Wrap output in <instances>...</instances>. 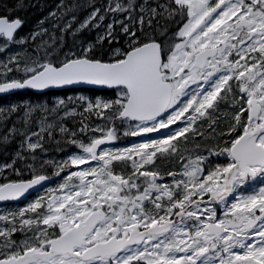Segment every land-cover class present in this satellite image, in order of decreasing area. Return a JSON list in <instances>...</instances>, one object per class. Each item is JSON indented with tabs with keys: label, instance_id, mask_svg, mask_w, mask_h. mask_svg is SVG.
<instances>
[{
	"label": "snow or ice",
	"instance_id": "obj_1",
	"mask_svg": "<svg viewBox=\"0 0 264 264\" xmlns=\"http://www.w3.org/2000/svg\"><path fill=\"white\" fill-rule=\"evenodd\" d=\"M24 7L0 8V93L108 95L0 108V202L60 178L0 210V264H264V0H60L19 35Z\"/></svg>",
	"mask_w": 264,
	"mask_h": 264
},
{
	"label": "trees",
	"instance_id": "obj_2",
	"mask_svg": "<svg viewBox=\"0 0 264 264\" xmlns=\"http://www.w3.org/2000/svg\"><path fill=\"white\" fill-rule=\"evenodd\" d=\"M59 2H60V0H24L25 7L23 10H21L19 12V15L25 20V24H24L19 35H22L25 32L29 33L30 31L34 30L36 28V26L38 27V22L40 20L44 19L47 16L48 12L52 11L55 8V5L58 4ZM11 3H13V0H0V8H2V6L5 4H11ZM33 19L34 20L37 19L38 21L34 22ZM43 27L48 28L49 32L51 33L52 29H51L49 22L46 21L44 23ZM24 35H26V34H24ZM56 36H57V43H59L60 42L59 41V36H60L59 32L56 33ZM85 38L94 39L95 36H93V33H91L90 36L88 34H85ZM70 45H71V39L68 37H65V44H64L65 50H67V48ZM11 46L13 47V53L22 51V49L17 45H11ZM29 51H31V47H29ZM61 54H63V53H61ZM83 94L85 96L93 97L94 95H100V94H104V93H101V92H98L95 90H86V91H83ZM54 96H60V97L65 98L66 93H62V94L52 93L46 97H44V96L39 97V96L33 95L30 92L24 91V92L17 93V94H15L9 98H11L12 101H14V102L20 101L22 103L23 101H31L32 103H40V102H44V101L51 102V100L54 98ZM4 99L5 98L0 99V105L6 103V101ZM37 118H38V114L33 118V120H35ZM15 119H16V117L13 116L11 118V120H9L8 122L12 124V121ZM79 119H80V117L77 116L76 120H79ZM68 123L70 125L72 123V121L69 120ZM33 124H35V123H33ZM34 127H35V125H34ZM219 131H220V128H218L217 132H219ZM49 152L50 153H58V152H55L53 149H50ZM256 186H258V184Z\"/></svg>",
	"mask_w": 264,
	"mask_h": 264
},
{
	"label": "rangeland",
	"instance_id": "obj_3",
	"mask_svg": "<svg viewBox=\"0 0 264 264\" xmlns=\"http://www.w3.org/2000/svg\"><path fill=\"white\" fill-rule=\"evenodd\" d=\"M41 17V16H40ZM39 17V18H40ZM38 19V18H37ZM34 20V22H37L38 20ZM13 53V47L12 46H10L6 51H4V52H0V59H4L6 56H8V55H10V54H12ZM20 102V101H19ZM21 103V102H20ZM224 113L223 112H221L220 113V115L222 116ZM34 125L35 124H33V128H34ZM205 129H206V131H207V133H208V135L209 136H211V129H208V127H207V125H205ZM218 130V128L216 129V131ZM16 142H17V138H15V140L12 142L13 144H16ZM125 146H126V144H125ZM16 148V145L14 146V145H10L9 146V151H11V152H13L14 151V149ZM61 156H62V153H48V157L49 158H56V159H60L61 158ZM177 163H179V158L177 157V161H176ZM18 167H22V165H20L19 163H18V165H17ZM158 167H161V168H170L171 167V162L170 161H164V160H161V161H159L158 162ZM56 181H60V178L59 177H57V179H56ZM51 187H55V186H51ZM46 191V190H45ZM45 191H43V192H41V193H39L38 195H41V194H43ZM37 196V195H36ZM35 196V197H36ZM35 197H33L32 199H34ZM31 199V200H32ZM31 200H29V201H31ZM28 201V202H29ZM8 209H11V207L10 208H8ZM5 210H7V209H5Z\"/></svg>",
	"mask_w": 264,
	"mask_h": 264
},
{
	"label": "water",
	"instance_id": "obj_4",
	"mask_svg": "<svg viewBox=\"0 0 264 264\" xmlns=\"http://www.w3.org/2000/svg\"><path fill=\"white\" fill-rule=\"evenodd\" d=\"M70 88H92V89H98V90H106L105 88H103L102 86H96V85H89V84H84V83H80V84H74V85H67V86H62L61 89H53V90H63V89H70ZM19 90H22V89H18V90H12V91H9L7 93H0V95H3V94H9V93H14L16 91H19ZM32 90V89H30ZM33 91H37V90H33ZM46 91V90H44ZM43 183V186H45L47 184V182H42ZM42 187L41 186H35L34 189H30L28 193L25 194L24 197H21V198H18L17 201H2L0 202L1 203H5V202H19L21 201L23 198H25L29 193L31 192H34L36 190H39L41 189Z\"/></svg>",
	"mask_w": 264,
	"mask_h": 264
},
{
	"label": "flooded vegetation",
	"instance_id": "obj_5",
	"mask_svg": "<svg viewBox=\"0 0 264 264\" xmlns=\"http://www.w3.org/2000/svg\"><path fill=\"white\" fill-rule=\"evenodd\" d=\"M114 143L116 144V146H117V141H114ZM118 147V146H117Z\"/></svg>",
	"mask_w": 264,
	"mask_h": 264
}]
</instances>
